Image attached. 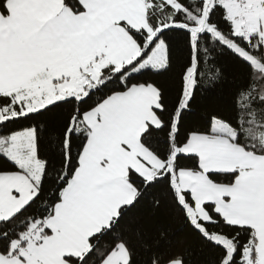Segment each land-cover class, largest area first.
<instances>
[{
    "label": "snow or ice",
    "instance_id": "obj_1",
    "mask_svg": "<svg viewBox=\"0 0 264 264\" xmlns=\"http://www.w3.org/2000/svg\"><path fill=\"white\" fill-rule=\"evenodd\" d=\"M177 31L190 54L170 108L138 77L170 69ZM221 48L252 70L236 115L186 129L196 89L221 76ZM61 105L59 132L6 127ZM0 157L13 165L0 168V264H141L121 221L160 184L221 250L215 264H264V0H0Z\"/></svg>",
    "mask_w": 264,
    "mask_h": 264
},
{
    "label": "trees",
    "instance_id": "obj_2",
    "mask_svg": "<svg viewBox=\"0 0 264 264\" xmlns=\"http://www.w3.org/2000/svg\"><path fill=\"white\" fill-rule=\"evenodd\" d=\"M227 28V25H225ZM172 38V63L167 71L159 74L146 73L138 77L140 80L148 79L157 82L166 92L167 102L171 108L178 99L181 73L189 60V48L186 33L173 32ZM212 60L219 68L221 76L215 82L202 81L196 89L195 98L192 101V111L187 115L185 128L192 129L204 127L210 114H219L234 118L236 115V96L241 85H247L251 73L250 66L242 61L236 54L227 48H221L211 53ZM97 95H100L99 93ZM95 97H93V100ZM89 100L88 103H93ZM88 105H85L86 108ZM71 105H61L53 108L43 116L33 117V121L16 120L10 122L6 127L10 130H18L29 126L35 120L47 124L52 132H59L66 120ZM163 134L156 136L153 143H162ZM44 152L50 163L59 167L60 156L53 147L45 145ZM182 163L187 166H195L196 160L186 159ZM0 168H13V165L0 157ZM220 182H229L230 175L217 177ZM153 196L161 199L157 207L152 202ZM39 203V202H38ZM37 205H33L30 213ZM121 227L128 239L137 248L139 261L146 264L149 257L155 253L164 256L172 254L183 255L186 264H215L220 249L209 243L197 230H195L185 219L184 213L174 203L172 196L168 193L166 184H160L152 192L140 201L135 207L130 208L127 215L121 221ZM225 231L230 229L224 226ZM145 245L150 248L146 249Z\"/></svg>",
    "mask_w": 264,
    "mask_h": 264
}]
</instances>
